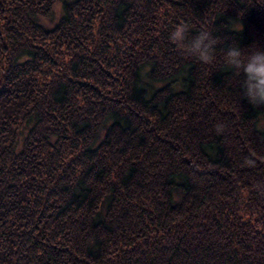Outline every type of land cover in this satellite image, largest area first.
<instances>
[{"label": "trees", "instance_id": "16d2710c", "mask_svg": "<svg viewBox=\"0 0 264 264\" xmlns=\"http://www.w3.org/2000/svg\"><path fill=\"white\" fill-rule=\"evenodd\" d=\"M234 45L264 50V0H0V264H264Z\"/></svg>", "mask_w": 264, "mask_h": 264}, {"label": "clouds", "instance_id": "9594fccd", "mask_svg": "<svg viewBox=\"0 0 264 264\" xmlns=\"http://www.w3.org/2000/svg\"><path fill=\"white\" fill-rule=\"evenodd\" d=\"M187 26L179 24L170 33L169 39L177 46L187 48L203 64H211L214 60L215 38L208 31H201L185 45ZM226 63L239 75L242 80V95L249 105L264 106V50L253 48L245 52L237 45L231 46L225 53ZM217 133L223 131V125L216 126Z\"/></svg>", "mask_w": 264, "mask_h": 264}]
</instances>
